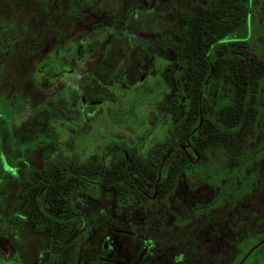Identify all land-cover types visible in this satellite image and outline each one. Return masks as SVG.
Listing matches in <instances>:
<instances>
[{
	"label": "rangeland",
	"instance_id": "rangeland-1",
	"mask_svg": "<svg viewBox=\"0 0 264 264\" xmlns=\"http://www.w3.org/2000/svg\"><path fill=\"white\" fill-rule=\"evenodd\" d=\"M212 1L0 0V264H46L56 248L23 197L25 180L43 169L45 158L68 170L101 162L110 146L162 163L171 154L186 85L180 59L167 44L178 40L184 10ZM242 34H249L250 54L264 63V0L252 5ZM80 43L85 51L77 55ZM224 84L213 82L208 98L222 93ZM258 102L245 148L252 157L245 174L253 180L240 201L244 207L230 209L227 196L196 173H182L164 198L143 203L122 204L117 186L98 185L73 197L70 233L82 231L76 264L101 253L106 236L105 255L126 263L139 257L145 241L151 242L142 264H229L238 258L237 245L264 227V75ZM216 198L222 204L209 207ZM111 225L135 235L108 230Z\"/></svg>",
	"mask_w": 264,
	"mask_h": 264
},
{
	"label": "trees",
	"instance_id": "trees-1",
	"mask_svg": "<svg viewBox=\"0 0 264 264\" xmlns=\"http://www.w3.org/2000/svg\"><path fill=\"white\" fill-rule=\"evenodd\" d=\"M257 1L213 0L192 4L182 12L184 25L177 32L178 40L167 47L182 65L186 108L174 130L172 152L163 153L162 157L166 155L163 163L160 159L141 158L126 148L110 146L101 162L86 161L66 170L55 159L45 158L42 170L31 171L30 179L24 182L25 208L37 227L49 229L56 243L46 264H76V246L82 231L70 233L76 217L73 197L98 185L117 186L122 204L129 199L143 203L150 197L164 198L182 173H196L203 181L218 187V196H227L230 209L243 206L240 201L251 189L253 180L252 175L245 174L252 158L245 148L262 105L258 102V87L264 63L250 54L249 34L243 35L242 29ZM226 39L227 44L223 45ZM225 81L227 88L208 98L209 86ZM114 151L119 152L118 156L109 167L104 166ZM61 170H66V175L54 178ZM222 199L216 198L208 206H220ZM198 211L200 208L195 207L194 212ZM237 249L238 258L231 264H264V235L246 237ZM133 260L138 261V256Z\"/></svg>",
	"mask_w": 264,
	"mask_h": 264
},
{
	"label": "flooded vegetation",
	"instance_id": "flooded-vegetation-1",
	"mask_svg": "<svg viewBox=\"0 0 264 264\" xmlns=\"http://www.w3.org/2000/svg\"><path fill=\"white\" fill-rule=\"evenodd\" d=\"M87 50V49H86ZM83 51H85V46L83 45V44H78V47H77V49H76V54L77 55H80ZM65 61H67V60H70V61H72V56H70V57H64L63 58ZM64 61V62H65ZM64 69V66H62V68L59 70L60 72L62 71ZM59 71L58 72H56V74H58L59 73ZM69 72L71 73V69H69ZM65 75V73L64 74H60L59 75V77H62V76H64ZM83 99V98H82ZM1 120H4V118H2ZM2 173H7V171H8V169H6V168H4V165H2ZM263 219V216L261 217V220ZM112 227H111V229H108V230H113V231H115V232H117V233H125V234H127L128 233V235H131V236H134L135 234L133 233V232H129L128 230H125V229H121V228H119V227H117V226H114V225H111ZM261 228V227H260ZM133 233V234H132ZM217 232H216V230L215 231H210V234L212 235V234H216ZM257 234H261V235H264V227L261 229V230H259L258 231V233ZM256 234V235H257ZM108 235V234H107ZM107 238H105L106 240L103 242V246H102V251H101V253H99L97 256H93V257H91L90 259H88L86 262H85V264H139L140 262H142V257H143V255L147 252V249H148V244H146L144 247H143V250H142V253L139 255V257H138V261H132V262H128V263H125V262H121L120 260H118L117 258L118 257H116V258H110L108 255L106 256L105 255V253H104V251H106V248H107V245H108V236H106ZM146 240V239H145ZM108 250V249H107ZM154 263V261H151V263L150 264H153ZM232 263V262H231ZM231 263H229V264H231ZM258 264H261V263H258Z\"/></svg>",
	"mask_w": 264,
	"mask_h": 264
}]
</instances>
